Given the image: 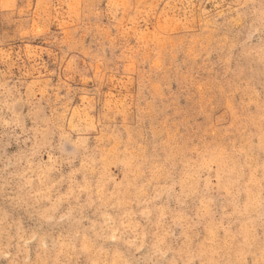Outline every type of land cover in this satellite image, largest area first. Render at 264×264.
Returning a JSON list of instances; mask_svg holds the SVG:
<instances>
[{
    "label": "rangeland",
    "instance_id": "rangeland-1",
    "mask_svg": "<svg viewBox=\"0 0 264 264\" xmlns=\"http://www.w3.org/2000/svg\"><path fill=\"white\" fill-rule=\"evenodd\" d=\"M0 264H264V0H0Z\"/></svg>",
    "mask_w": 264,
    "mask_h": 264
}]
</instances>
